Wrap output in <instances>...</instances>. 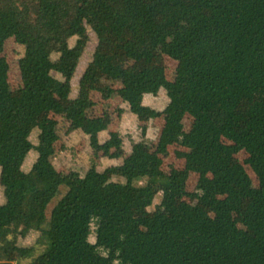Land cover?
<instances>
[{
	"label": "trees",
	"instance_id": "obj_1",
	"mask_svg": "<svg viewBox=\"0 0 264 264\" xmlns=\"http://www.w3.org/2000/svg\"><path fill=\"white\" fill-rule=\"evenodd\" d=\"M6 1L0 0V171L13 174L11 181L20 192L11 201L0 202V215L9 217L0 220V264H11L8 260L16 257L8 253L19 251L24 240L29 246L22 256H31L28 264H36L38 247L44 256L58 249L62 258L56 264H237L232 258L236 250L249 259L248 264H264V232L249 238L245 228L233 226V207L240 193L232 185V176L239 172L223 164L225 154L237 149L226 142L240 128L234 108L247 88L257 90L264 82V0H123L120 5L116 0H12L33 5L31 19L6 10ZM188 14L185 29L175 32L168 51L171 58L185 63L173 81L176 92L184 94L185 107L144 105L146 94L157 96L167 81L165 68L154 61V52L166 39L167 29ZM120 15L126 18L127 31H136L142 24L148 32L124 50L143 65L138 69L116 66L113 77L120 94L135 115L164 118V135L188 149V165L148 173L158 152L140 137L129 144L123 157L122 180H107L100 194L93 195L97 183L85 180L78 170L67 168L47 176L59 125L51 113L66 111L58 100L59 92L73 89L72 72L63 54L86 51L87 28L98 18L111 22ZM68 30L79 31L55 50L50 41ZM6 31L13 32L22 48L18 50L19 72L31 74L16 95L1 85L13 70L4 52L2 34ZM240 74L244 80L234 77ZM80 101L66 132L107 130L100 106L89 98ZM185 114L194 118L190 128L183 120ZM248 122L254 125L250 146L264 172V95L253 104ZM123 136L120 131H109L96 148L109 150ZM23 149L28 160L24 167L14 162ZM191 169L200 170L191 194L209 201L216 212L212 224L220 234L202 223L190 226L180 211L177 200L187 192ZM138 177L146 179L135 184ZM6 182L1 175L0 184ZM117 189L123 200L110 218L97 202L106 204L109 192ZM258 200L264 207V185ZM151 207L154 220L144 238L142 214L136 212ZM73 213L79 218L71 231ZM104 225L107 228L102 230Z\"/></svg>",
	"mask_w": 264,
	"mask_h": 264
},
{
	"label": "rangeland",
	"instance_id": "obj_2",
	"mask_svg": "<svg viewBox=\"0 0 264 264\" xmlns=\"http://www.w3.org/2000/svg\"><path fill=\"white\" fill-rule=\"evenodd\" d=\"M123 0H116L115 4L120 5ZM5 9L16 11L22 14L24 19L33 17V5L28 2L16 3L7 0ZM191 17L188 14L182 22L174 27L167 29V37L161 42L154 52V61L162 65L166 71V83L154 96L148 92L143 104H156L160 109L169 105L176 110H183L185 107V98L183 92H176L173 81L185 65L184 62L175 60L169 55V44L174 34L178 30L185 29L187 20ZM90 34V41L86 51H69L63 54V60L66 62L67 69L72 72L71 85L73 89L64 88L59 92L58 100L66 107L63 113L52 112L51 116L59 120V125L55 129V149L56 153L47 168V176L56 175L59 171L67 168L78 170L85 180H92L97 183V188L93 190V195L100 194L101 186L109 179L122 180L123 157L129 151V144L137 138L144 137L149 148L157 150V161L149 166L148 173L158 171H171V166L184 168L188 165L186 156L187 148L169 141L166 138L164 128V118L160 116L156 119H146L143 116H137L136 113L129 110L119 91V83L114 79L113 74L116 66H128L133 69L140 68L143 63L132 60L124 54V50L132 40H137L141 36L147 37L148 32L143 25L138 29L129 32L126 29V18L123 15L115 17L111 22L98 18L91 26L87 28ZM79 30H70L63 33L60 38L52 39L51 45L55 50H59L66 41H71ZM5 38L4 52L12 63L8 80L1 82V85H7L17 94L24 79L31 77L30 73L23 75L18 70V50L22 49L18 44L12 31H6L2 34ZM233 77V76H232ZM234 77L237 80H244L245 76L240 74ZM233 77V78H234ZM264 95V82L257 90L246 89L243 96L234 108L237 125H240L239 131L226 142L236 145L237 149L233 154L226 153L223 158V164L231 165L239 173L232 176L233 187L239 191L240 195L233 207V216L236 222L233 226L245 228L248 231L249 238L260 236L264 232V207L258 200V191L264 185V172L258 161L254 157L250 146V140L254 135V125L248 122V117L253 104L260 100ZM83 98L92 99L97 103L102 111L107 124V130L96 134L95 131H84L81 128L71 133L66 129L69 125L74 110L78 108ZM186 128H190L194 118L185 114L183 118ZM2 122H0V128ZM109 131H120L124 136L120 141L109 150H99L96 148L97 141H103L108 136ZM115 153V155H112ZM8 158V154H3ZM16 165L24 167L28 160L24 149L14 158ZM159 166V167H158ZM200 170L191 169L189 171V181L187 183V192L180 196L177 203L180 211L187 218L191 226L196 223H202L211 227L215 232L221 233V230L215 228L212 219L216 212L208 200H198L191 191L197 182ZM7 182L0 184V202H9L19 194L20 188L13 185L11 177L13 174H3ZM146 178L138 177L134 180L135 184H141ZM159 196L156 197V200ZM123 193L121 190H111L108 195V202L103 204L97 202L98 206L104 207L110 218L118 205L122 203ZM68 198L56 209H60ZM141 215L140 231L144 238H148L147 233L150 223L154 220L153 208L145 212L137 211ZM79 215L73 213L71 218V231L75 230V224ZM9 217L0 215V220H7ZM107 225L101 227L106 229ZM134 240H142L141 237H135ZM126 245V244H125ZM29 242L24 240L20 244V250H12L8 254L16 257L8 261L11 264H28L31 256L24 255ZM43 248L38 247L34 253L36 264L46 262L47 264H56L62 258L61 252L54 248L47 256L42 254ZM8 254H5L6 257ZM237 264H248L249 259L243 255L241 250H236L232 256ZM5 260V259H3Z\"/></svg>",
	"mask_w": 264,
	"mask_h": 264
}]
</instances>
